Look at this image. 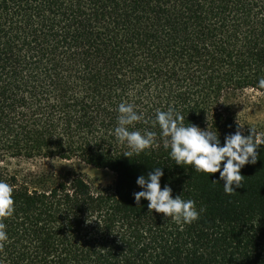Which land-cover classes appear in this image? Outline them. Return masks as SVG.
<instances>
[{
  "label": "trees",
  "instance_id": "trees-1",
  "mask_svg": "<svg viewBox=\"0 0 264 264\" xmlns=\"http://www.w3.org/2000/svg\"><path fill=\"white\" fill-rule=\"evenodd\" d=\"M262 78L264 0H0V180L14 199L0 264H264V145L226 194L219 172L171 160L153 124L172 106L223 145L231 100ZM122 102L143 113L131 131L155 133L130 157L114 135ZM36 159L69 165L14 167ZM77 164L111 171L112 186ZM156 167L162 189L204 209L197 220L135 202Z\"/></svg>",
  "mask_w": 264,
  "mask_h": 264
},
{
  "label": "clouds",
  "instance_id": "clouds-1",
  "mask_svg": "<svg viewBox=\"0 0 264 264\" xmlns=\"http://www.w3.org/2000/svg\"><path fill=\"white\" fill-rule=\"evenodd\" d=\"M259 88L264 89V78L258 81ZM117 111V126L114 129L115 137L126 144L130 151L124 156L130 157L133 153L139 154L154 143L155 133L150 131H131L129 126L143 119V113L138 112L131 103H120ZM183 116L172 106L166 111L157 109L154 125H158L161 137L165 138L163 146L170 149L169 158L177 165H190L195 171L203 173L219 172L223 190L226 194H232L234 187H240L242 183L241 168L246 164H255L257 161V149L264 145V134L257 133L251 128L245 135L243 125L238 122L237 130L224 137L221 145L219 135L209 128L200 127L183 122ZM164 172L161 167L153 168L147 176L137 177L136 183L142 189L134 192L133 197L137 204L141 199L147 200L149 211L162 213L165 218H171L177 223L191 224L197 220L201 208L197 211L195 202L191 199H183L181 195L172 196V188L165 185L161 188V178ZM12 187L0 180V217L12 214L14 199ZM5 225L0 223V242L7 239L4 230Z\"/></svg>",
  "mask_w": 264,
  "mask_h": 264
},
{
  "label": "rangeland",
  "instance_id": "rangeland-1",
  "mask_svg": "<svg viewBox=\"0 0 264 264\" xmlns=\"http://www.w3.org/2000/svg\"><path fill=\"white\" fill-rule=\"evenodd\" d=\"M231 104L236 119L243 128H254L258 133L264 134V91L248 89L234 97ZM68 165L67 162L40 159L14 162V167L23 170L59 171ZM75 166L95 186L110 187L114 182L115 175L109 170L96 169L83 164Z\"/></svg>",
  "mask_w": 264,
  "mask_h": 264
}]
</instances>
